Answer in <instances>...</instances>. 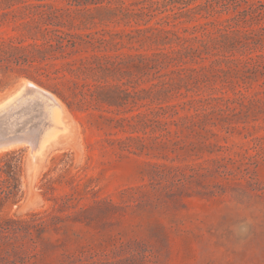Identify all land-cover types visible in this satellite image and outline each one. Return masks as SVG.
Wrapping results in <instances>:
<instances>
[{
    "label": "rangeland",
    "instance_id": "1",
    "mask_svg": "<svg viewBox=\"0 0 264 264\" xmlns=\"http://www.w3.org/2000/svg\"><path fill=\"white\" fill-rule=\"evenodd\" d=\"M4 40L47 57L0 92V264H264V0H0Z\"/></svg>",
    "mask_w": 264,
    "mask_h": 264
},
{
    "label": "trees",
    "instance_id": "2",
    "mask_svg": "<svg viewBox=\"0 0 264 264\" xmlns=\"http://www.w3.org/2000/svg\"><path fill=\"white\" fill-rule=\"evenodd\" d=\"M10 12L14 13L15 10ZM60 39L64 38L60 37ZM60 44H62V41H60ZM48 46L53 47V44L49 43ZM29 47L34 50H29ZM39 47L38 45L25 46L22 43L16 45L12 40H4L0 43V92L3 89L4 77L10 73H25L36 80L31 70L32 63L36 61L35 55H40L42 60L47 57L45 56L46 52ZM17 161H21V159L18 158ZM114 264H121V261H117Z\"/></svg>",
    "mask_w": 264,
    "mask_h": 264
},
{
    "label": "bare ground",
    "instance_id": "3",
    "mask_svg": "<svg viewBox=\"0 0 264 264\" xmlns=\"http://www.w3.org/2000/svg\"><path fill=\"white\" fill-rule=\"evenodd\" d=\"M22 88L26 89L30 93L38 96L39 98H41L42 100L47 102L52 107V109H51L52 126H51L50 130L43 137L42 140L33 142V144H34V146L36 148V151L34 153L35 156H36V155L42 154L43 151L45 153V150H46V147L48 146V144L53 139L57 138L61 133H63L65 131L66 124H65L64 117H63V108H62L61 104L59 103V101L55 97H53L52 95L46 93L45 91H43L42 89H40L38 87L23 86ZM10 97L11 96H9L7 99L1 101L0 102V106L3 103H5ZM10 140H14V139H9L6 142H8ZM4 142H5V140L4 141H0L1 144H3Z\"/></svg>",
    "mask_w": 264,
    "mask_h": 264
},
{
    "label": "water",
    "instance_id": "4",
    "mask_svg": "<svg viewBox=\"0 0 264 264\" xmlns=\"http://www.w3.org/2000/svg\"><path fill=\"white\" fill-rule=\"evenodd\" d=\"M14 142H21V141H16L15 139H14V140H10V141H8V142L5 141L3 144L0 143V148H3V147H5V146H7V145H10V144H12V143H14ZM37 161H38V160H35V161L33 162L34 166H36Z\"/></svg>",
    "mask_w": 264,
    "mask_h": 264
},
{
    "label": "clouds",
    "instance_id": "5",
    "mask_svg": "<svg viewBox=\"0 0 264 264\" xmlns=\"http://www.w3.org/2000/svg\"><path fill=\"white\" fill-rule=\"evenodd\" d=\"M246 231H247V228L246 227L242 229V232H246Z\"/></svg>",
    "mask_w": 264,
    "mask_h": 264
}]
</instances>
